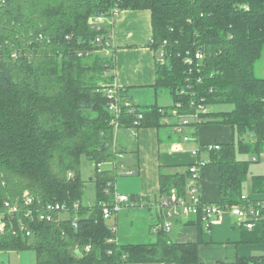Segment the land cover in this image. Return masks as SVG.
Instances as JSON below:
<instances>
[{
    "label": "trees",
    "instance_id": "obj_1",
    "mask_svg": "<svg viewBox=\"0 0 264 264\" xmlns=\"http://www.w3.org/2000/svg\"><path fill=\"white\" fill-rule=\"evenodd\" d=\"M116 11L151 12L149 47L156 57L165 53L164 62L156 61L151 88L156 100L171 96L172 105H137L131 88L115 86L116 66L107 54L114 50L107 46L112 26L96 31L90 20ZM263 55L264 0H0V217L6 222L0 254L32 250L37 264H203L198 244L175 243L165 232L152 243H111L117 233L104 210L115 213L127 153L118 147L115 122L120 131L163 130L177 125L174 112L186 116L208 108L197 129L225 125L234 132L232 143L217 144L220 150L208 155L219 171L220 200L213 204L245 205L253 162L237 154H264V78L257 76ZM113 103L118 117L110 110ZM219 105L233 110H210ZM83 157L95 167L88 181L82 178ZM134 158L136 167L138 150ZM188 168L161 167L159 197L176 190L186 198ZM89 182L97 200L84 206ZM251 191L264 195V176L251 177ZM26 193L33 218L25 217ZM138 197L129 198V207L149 200ZM18 204L23 212L12 217L9 207ZM55 204L66 206L69 218L55 212L51 221L41 220ZM198 224L202 219L194 217L186 226ZM242 232L243 244H264V221ZM219 264H264V255Z\"/></svg>",
    "mask_w": 264,
    "mask_h": 264
},
{
    "label": "crops",
    "instance_id": "obj_2",
    "mask_svg": "<svg viewBox=\"0 0 264 264\" xmlns=\"http://www.w3.org/2000/svg\"><path fill=\"white\" fill-rule=\"evenodd\" d=\"M152 29V15L150 11H124L115 19L110 32V46L115 62V86L131 88L132 95L137 105H152L158 103L153 87L156 83V53L149 47ZM161 106V105H160ZM197 133L198 137L193 135ZM192 141L183 144L185 151L175 153L174 145L181 143V136L176 134L171 127L163 130L141 129L136 135L132 134L134 143H125L126 154L123 161L126 170L135 172L138 176L134 181L135 190L129 191L127 197L132 195L138 198H149L145 202L134 203L132 207H143L149 213L156 214V221L151 228L162 221L157 206L159 198L160 168L164 166L181 167L182 170L197 164L200 160L209 161L206 153L199 157L192 154L194 150L217 144H230L234 139V132L230 126H201L199 129L192 127L186 131ZM118 137V136H117ZM138 150V165L134 158ZM264 161V154L260 160ZM129 176V175H124ZM264 176V175H262ZM251 199H264V195H253L251 179L248 181ZM125 196V195H123ZM202 197L206 203L213 204L220 200L219 171L217 166L208 165L203 169ZM131 201V200H130ZM130 204V202H129ZM129 204L125 207H129ZM189 220L175 222L172 232L175 231V243H196L199 245V257L203 264L233 263L238 257H253L264 255V244H243V230L236 224L232 217H227L224 223L213 226L207 232L202 226H186ZM180 222V223H178ZM151 232V231H150ZM151 234H153L151 232ZM154 235V234H153Z\"/></svg>",
    "mask_w": 264,
    "mask_h": 264
},
{
    "label": "built area",
    "instance_id": "obj_3",
    "mask_svg": "<svg viewBox=\"0 0 264 264\" xmlns=\"http://www.w3.org/2000/svg\"><path fill=\"white\" fill-rule=\"evenodd\" d=\"M119 12H114L112 17L108 18L104 15H100L96 18L90 20V24L92 25L93 30L102 31L105 29V25L112 26L114 25L115 19L120 15ZM98 44L102 43V38H98L96 40ZM110 46V42L107 44ZM107 54L109 50H107ZM157 60L160 62H164L165 53L161 50L157 56ZM203 56L200 54L196 55L197 60H202ZM190 64L193 63L192 60H188ZM110 97L115 95V90L110 89L107 91ZM126 106H129V103H126ZM119 107L116 103H113L110 107L111 111L116 112L118 117ZM196 113L192 115H182L178 116L176 112H174L175 117H179V121L177 125H174L172 128L176 134L182 136V141L179 144L173 146L172 151L175 153H183L185 149L183 148V144L189 143L192 141V138L186 134V131L192 127H196V124H200L202 122L200 115L206 114L209 112L208 108L203 106H199L196 109ZM171 119H166V124L171 125ZM116 124V137L118 136L119 125ZM132 134L136 135L134 131H131ZM206 150L204 153L209 154L211 150H220L219 145L208 146L205 147ZM201 148L194 150L192 154L196 157L201 155ZM255 161V159H254ZM209 163L204 160H200L197 164L192 165L188 168L191 173V183L189 186L188 196L186 198H178L176 190L172 191L171 196L165 197L161 196L158 198L157 206L159 209V213L162 216V221L151 228V232L154 235H158L160 232H165L170 234L174 228L175 222L179 220H190L194 217H199L202 219V223L207 232H211L213 226L224 223L227 217H232L235 219L236 224L243 230L253 231L258 223L264 221V199H255L252 201L248 200V197H243V200L248 204L245 205H235L232 207L220 206L217 204H209L204 202L202 198V179H203V169ZM123 175L133 176L135 172L130 170H126L125 166H121ZM115 213L118 212L120 207L124 204H129L130 200L127 196L118 195L117 190L115 191ZM24 203L27 207V211L25 212L26 218H33V211L30 210V206L33 204V199L29 196L28 193L25 194ZM9 206V205H7ZM107 208L106 206H104ZM9 213L12 217L19 218L22 214V209L18 205H14L9 207ZM78 208V205L75 206ZM66 206L61 204L49 205L47 207L46 215H41V220H52V215L55 212L65 213ZM113 213L108 209L104 210V218L105 220H110L112 218ZM4 216L0 217V234L5 233L6 222L4 221ZM13 220V218H12ZM22 223V221H21ZM24 226H22L23 228ZM114 232L117 233L116 227H111ZM24 229V228H23ZM27 236H31L29 232H27ZM118 242V240L111 241ZM89 249H87L88 251Z\"/></svg>",
    "mask_w": 264,
    "mask_h": 264
},
{
    "label": "rangeland",
    "instance_id": "obj_4",
    "mask_svg": "<svg viewBox=\"0 0 264 264\" xmlns=\"http://www.w3.org/2000/svg\"><path fill=\"white\" fill-rule=\"evenodd\" d=\"M257 76L259 78H264V55L257 66ZM158 103L161 106H170L173 101L171 96L167 94H162ZM211 111L217 112H229L233 110L232 106L219 105L210 108ZM132 132L121 130L118 133L117 144L120 148H125V143H131L134 141ZM237 141V137L235 138ZM134 143V142H133ZM215 146V145H213ZM209 155V154H208ZM262 155V154H261ZM260 155V156H261ZM238 159L241 160H252L253 163L250 165L248 181L252 176H262L264 175V161L260 160V157H251L250 155L237 154ZM255 159V161H254ZM126 158L123 157L122 161ZM127 160L125 161V163ZM209 163V161H208ZM209 165V164H208ZM207 165V166H208ZM94 164L88 159L83 157L82 159V178L86 181L94 175ZM123 174V172H121ZM138 176H121L118 178L116 183V190L118 195L128 196L129 191L135 190L134 181ZM248 181L244 184V195H249ZM191 183V181H190ZM203 184V179H202ZM203 198V197H202ZM96 188L92 182L86 184L84 195L82 198V203L84 206H93L96 203ZM205 202V201H204ZM124 204L118 212L113 213L112 218L108 220L109 226L116 227L117 229V240L122 243H134V244H145L152 243L156 240V235L151 234L150 225L156 221V214L149 213L143 207H125ZM61 217L63 219L69 218L68 213H62ZM155 220V221H154ZM237 221V220H236ZM175 231L170 235V238L175 239ZM174 241V240H173ZM0 263L3 264H37L36 254L32 250H27L23 252H10L0 254Z\"/></svg>",
    "mask_w": 264,
    "mask_h": 264
},
{
    "label": "water",
    "instance_id": "obj_5",
    "mask_svg": "<svg viewBox=\"0 0 264 264\" xmlns=\"http://www.w3.org/2000/svg\"><path fill=\"white\" fill-rule=\"evenodd\" d=\"M76 254H77V255H79V256H81V254H80V252H79V251H77V252H76Z\"/></svg>",
    "mask_w": 264,
    "mask_h": 264
}]
</instances>
